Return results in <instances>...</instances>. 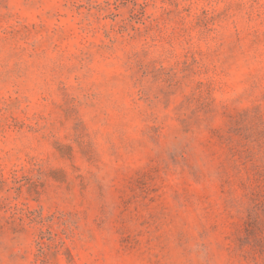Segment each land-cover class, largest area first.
<instances>
[{"label": "rangeland", "instance_id": "obj_1", "mask_svg": "<svg viewBox=\"0 0 264 264\" xmlns=\"http://www.w3.org/2000/svg\"><path fill=\"white\" fill-rule=\"evenodd\" d=\"M0 264H264V0H0Z\"/></svg>", "mask_w": 264, "mask_h": 264}]
</instances>
